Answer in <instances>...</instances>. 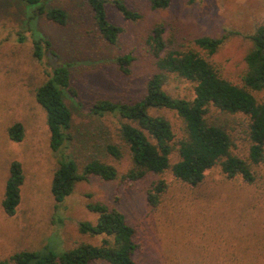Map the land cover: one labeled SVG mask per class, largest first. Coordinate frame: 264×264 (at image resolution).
<instances>
[{
    "label": "rangeland",
    "instance_id": "374dc122",
    "mask_svg": "<svg viewBox=\"0 0 264 264\" xmlns=\"http://www.w3.org/2000/svg\"><path fill=\"white\" fill-rule=\"evenodd\" d=\"M142 13V18L125 19L108 4L111 21L122 26L116 44L100 35L84 0H49L70 14L60 25L44 15L34 14L9 0L0 1V259L23 249H68L81 242L100 243L79 231L80 221L96 222L98 213L87 208L89 201H102L121 210L136 227L138 264H264V163L257 165L255 179L228 176L220 164L206 170L196 185L177 179L170 169L150 173L137 181L118 177L104 180L90 175L79 181L61 203L54 199L52 181L62 160L51 148L47 113L36 99L37 88L57 64L66 63L77 94L65 92L73 112V140L64 151L80 169L93 158L114 164L119 174L131 164L128 147L119 136L121 119L115 114L99 116L90 108L101 98L134 101L141 98L155 58L146 43L155 24L164 25L168 47H195L227 79L242 84L245 55L252 46L248 37L264 23V0H172L164 9H153L150 0H125ZM200 36L224 37L214 54L208 55L195 43ZM36 37L48 39L44 55H35ZM132 52L135 60L129 74L117 64V56ZM164 88L173 96L193 98L194 83L170 75ZM264 100V90L254 91ZM166 116L176 139L183 122L176 112L150 109ZM211 119L226 123L234 138L233 152L248 156V117L211 107ZM16 122L24 126L21 141L9 136ZM106 140L124 146L116 161L105 148ZM179 159L175 150L171 163ZM22 163L25 180L21 201L12 216L5 213L2 200L12 161ZM163 178L169 186L157 206L147 201L153 180ZM90 264H109L94 261Z\"/></svg>",
    "mask_w": 264,
    "mask_h": 264
},
{
    "label": "trees",
    "instance_id": "16d2710c",
    "mask_svg": "<svg viewBox=\"0 0 264 264\" xmlns=\"http://www.w3.org/2000/svg\"><path fill=\"white\" fill-rule=\"evenodd\" d=\"M9 1L60 25L69 21V12L60 5L49 4V0ZM84 2L89 6L96 29L110 44L117 43L123 28L109 19L108 4L114 5L125 19L136 21L142 18V13L130 8L125 0ZM150 2L153 9H164L171 5L172 0ZM164 31L163 24H155L147 33L146 43L155 58V71L147 79L143 96L134 101L101 98L90 108L99 116L115 114L121 119L119 136L131 157L130 167L122 175L114 164L99 158L91 159L80 169L75 158L64 151L74 137L73 112L65 100V92L77 94L69 66L57 64L37 88L36 99L47 113L51 148L62 159L52 181V194L57 202H63L76 184L90 175L104 180L122 177L137 181L150 173L159 174L170 169L177 179L196 185L203 180L206 170L220 164L228 176L240 174L247 181L255 179L254 168L264 163V100L254 94V91L264 90V23L248 35L252 46L245 55L247 66L242 84L224 77L195 47L169 48ZM194 41L211 55L217 52L224 37L200 36ZM50 44L48 39L36 37L35 55L41 58L45 45ZM134 60L132 52L120 54L116 59L119 69L125 74L131 72ZM172 74L194 83L193 98L173 96L164 88ZM212 106L226 113H242L248 117L246 134L250 145L247 157L233 152V135L226 123L210 118ZM150 109L176 112L183 122L182 136L176 139L171 121L164 115L153 114ZM8 132L14 140L24 138L21 122L11 125ZM105 148L116 161L124 157L123 145L106 140ZM175 150L179 159L171 163ZM24 180L22 163L12 161L2 200L3 209L10 216L16 213L21 201ZM168 186L163 178L151 181L146 191L149 204L157 206ZM86 205L98 213V218L96 222L80 221L79 231L92 237L100 236V243L81 242L68 249H23L0 259V264H90L98 260L109 264H138L136 257L142 244L138 241L136 227L129 224L126 215L102 201H89Z\"/></svg>",
    "mask_w": 264,
    "mask_h": 264
}]
</instances>
